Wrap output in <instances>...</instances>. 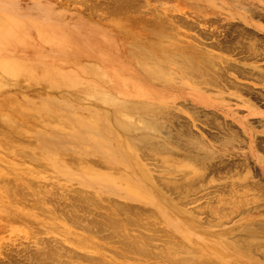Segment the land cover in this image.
Instances as JSON below:
<instances>
[{"label": "rangeland", "instance_id": "rangeland-1", "mask_svg": "<svg viewBox=\"0 0 264 264\" xmlns=\"http://www.w3.org/2000/svg\"><path fill=\"white\" fill-rule=\"evenodd\" d=\"M211 1L213 0H0V264H31L30 261L27 260H30L34 255H39L36 254L38 252L42 254V256L40 254L42 260H46L47 262L45 261V263H49L47 257L45 258L44 256L47 253L50 255L52 251L55 252L52 253L53 257L55 256L54 258L60 259V261L63 262L65 261L66 264L67 262L68 264H75V262L77 264H113L115 261L114 258L126 259L125 261L120 260V262H125L127 264H199L197 262H212V260L206 258L209 252L207 249L209 246H214L216 249L215 253L220 257L219 260L216 258L213 259L215 260V264H254L255 262L264 264V250H261L262 253L261 251L258 252L260 256L256 253L253 254L248 247V249H244L242 246L243 241H241L252 236H257L254 237V241L252 240L253 237L250 238L251 242L253 241L256 243L261 239H257L259 236L262 237V239L264 238V233L263 235L260 233L258 234L251 230L252 225H248L264 220L263 205L252 215L249 214L248 210L246 211L247 207L244 208L242 204L240 208L243 207L244 209L236 208V205L231 204L238 200H240V202H246L252 198L253 194H251L252 196L250 195V198L248 196L252 192L251 189L249 187L243 188V185L240 186L238 184L240 180H242L240 183L247 182L244 180L248 174L247 172H255V175L252 174L253 172L251 173L252 175L250 174L252 177L255 176L250 181H256L257 179L255 178L258 177L261 178V181L264 179V177H262L264 175V173H262L264 171V157L262 158L263 164L258 158L260 156L262 157L264 154V124L259 123L262 122V120L259 121V119L264 116V100H262L264 99V82H260L257 77H254L256 81H252L253 76L251 75H249L251 79L249 76H247L249 77L248 80H246L247 77H242V79L232 72L229 73L230 79L236 80L249 88L252 87V90L251 92L248 91L249 96L241 92H236L234 88H230L234 89V91L231 90V93L228 89L229 87H225L224 84L222 85H224L225 90L221 88L218 83H213L214 76L218 79V75L215 73V70H211L213 69L211 68V64L209 65L207 63L210 61L209 55L211 54L224 57L231 55L227 53L223 54V52L221 53L220 51L218 52L215 48L211 49L210 45V43L213 41L215 42L216 39L224 38L222 36L225 35L223 32L226 26H224L225 21L226 24L228 23L227 27L239 21L238 23L241 22L242 24L238 25V23H235V25L237 24L236 26L243 25L246 29H255L250 26L249 21H244L242 17V19L239 17L240 15L244 17L249 16V13L245 12L246 9L248 10L249 8L247 0H244L245 6H248L247 8L239 3L242 2V0L239 2L235 0L241 4L239 9L237 8L240 5L238 4L237 6L236 2L233 0V2L231 0ZM258 1H260V3L262 2L261 4L264 3V0H251L253 4L251 2L250 4L254 5V3H258L255 4L257 7L258 5L260 8L264 7V4L261 5ZM234 5L237 8H235ZM216 13H225L226 17L223 14L219 18ZM232 15L233 19L231 17ZM214 16L219 18H217L218 21ZM222 16H224L225 21ZM183 18L187 21H182L181 19ZM208 19L212 22L210 25L209 23L208 25L204 23V21L209 22ZM230 20L232 21L231 24L229 23L231 22ZM259 20L256 21V19H251V23L258 24L264 29V21L262 23ZM190 21L192 22V29H190ZM213 21H217L218 24L219 21L221 23L218 25L217 22L214 23ZM194 22H196V27ZM183 24H188L189 26L187 25V27ZM219 26L224 28H220ZM197 29L201 32H203L202 29H204L203 33H205L206 36L204 37L203 33L200 31V35H197ZM206 29H208V31ZM211 29L213 33H211ZM217 30L219 32L221 31V34H218ZM255 31L259 32L257 30ZM158 32L160 33L158 34ZM207 32L213 35L216 34L215 37L220 35V37L215 38L213 36L212 38V35L209 34L208 37L211 39H206V41ZM259 33L260 35L263 34L262 32ZM201 35L203 39L199 37ZM195 40H198L197 43ZM200 41H204L205 45ZM244 42L250 43L253 42V40L250 42L249 40L248 42L245 40ZM200 43H202V45ZM190 44L195 45L194 48L191 49ZM206 44L210 47L208 48ZM186 45L187 47L190 45L188 49L190 48L191 50H188ZM136 47H138V49ZM202 47L203 49H201ZM193 49H198L199 51ZM131 50L133 53H131ZM141 50L147 52L151 50L152 52L149 51L148 54ZM201 50H203V52L205 50V52L203 53ZM200 51L201 53H198ZM206 52L209 53L207 54ZM138 54L141 56H138ZM166 54H169V58ZM180 54L187 56V58L191 57L193 59L192 61H195L194 63L192 62L195 65H192L190 58L186 61H184V59L187 58L183 59L182 57L180 59ZM155 55L158 56L159 59ZM171 56L174 57L173 59L176 63L175 61H173L174 64L171 63L173 60ZM177 56L179 58H175ZM232 57L237 58L238 56ZM166 59H171V61ZM176 59H183L184 62L180 60L177 61ZM156 60L161 62V69L163 65L167 66L163 68V71L167 69L164 71V75L167 77L162 75L163 80H168L167 84H165V81H163V83L159 82L158 77H161L159 73L161 69L159 67V61L157 62ZM201 60H203V63ZM177 62L185 65H190L188 63L190 62L192 67H186H191L190 69L193 68L192 71L194 72H190L193 76H197H192L193 78H191L190 76L192 74L189 73L188 77L190 79L187 77H185V79L182 78L184 75H187L185 73H188L189 70L184 67L185 73L183 74L179 71V69H183V67L179 64L180 67ZM218 62L217 60L214 63ZM248 63L249 62L245 64L241 63L240 65H246L244 67H247V69H249L250 66H264L263 61ZM196 64L198 65L199 71L200 66H202L203 68H201L206 72H202V69L201 72H199L198 69H196ZM3 65H11L15 68L11 69L12 71L9 69V71H11L9 72L5 70ZM193 66H196V70ZM218 66L223 67L224 64L221 63L217 65V67ZM208 67H210V69ZM185 69H187L188 72H186L187 70ZM196 72H199L198 74L202 73L203 78H199L200 75L198 77ZM203 73L206 77L210 76V74L212 75L210 79L209 77L204 78ZM179 74L183 76L177 79ZM172 76L176 79H172ZM211 77L213 82L211 81ZM204 79L206 83H204ZM198 82L201 84L199 85ZM193 83L198 85L196 86ZM210 83H213V86ZM208 84L212 86L209 88L212 90H207L209 87ZM193 87H195V89ZM215 87L222 90L215 89ZM198 88H201L199 91L203 88L206 89L205 92H203L204 89L199 92L197 91ZM222 91L224 92L222 93ZM252 92L253 94L259 93L257 94L260 96L259 102L254 101ZM210 93H214L215 95H210ZM229 94H231V98L228 96ZM233 95H236L235 99L232 98ZM244 95L246 97H244ZM220 96L223 99H221ZM160 98H163V100H160ZM112 99L116 100L113 102ZM152 99L154 101H152ZM224 99H226V101ZM237 99L239 100L237 101ZM245 99H247V101L249 99L255 106L257 105V108L259 107L257 109V115H250L248 113L249 110L246 112L248 103H246L247 101ZM119 100H126L127 103L126 101L119 102ZM217 102H220L221 105ZM255 102H257V104ZM243 103L246 104L243 105ZM262 104L263 106H261ZM157 105H159L158 107L164 106L160 108V110L166 112H164V114L160 111H156L157 119L155 120V114L151 113V115H154L151 116L148 108H152L155 112V110L158 109ZM184 106L189 107V111L191 108H197L192 110V112L194 111L193 113H195L193 115L196 117L193 115L191 116L189 113L192 112L190 111L188 113V109L186 110ZM139 107H141L142 110ZM166 107L169 109H166ZM145 109L148 110L145 111ZM199 110L201 112H198ZM232 112H236L238 115ZM157 113L160 114L158 115ZM211 114L215 115L216 120L214 123H218V119L219 122L223 124L222 126L219 123L221 128L218 124L217 128L216 125H208L214 121V118H211L213 116H211ZM160 115L164 116L165 119L164 117L162 119ZM173 115H175V117ZM169 116L171 118H169ZM205 116L211 119L206 118L205 120ZM257 116L259 117L257 118ZM167 117L168 119H166ZM197 117L199 119H197ZM92 118L95 119V122ZM176 118L179 119L177 120ZM247 118H249V122H247ZM83 119L86 123L82 121ZM207 119H209L210 122ZM75 121L76 123H74ZM78 121L79 123H77ZM178 121L181 123L184 121L182 124L191 126L189 131L193 133L192 135L190 134L188 137L189 134L183 133L184 137L185 134L187 135L186 137L188 140H185L187 138L185 137L184 139L183 137V141L179 136L180 133L176 130L179 127L178 124H180ZM202 121L206 125L202 123ZM225 122L230 125L229 129L227 128L229 126L226 125ZM250 122L253 125L248 124ZM162 127L164 129H161ZM214 127L216 130H214ZM218 127L221 131H219L220 129L218 130ZM233 127L235 130L231 129ZM192 129L194 132L191 131ZM232 130L235 135H239L237 136L238 138L236 137V141L234 140L235 142H232L233 145L228 142V138L231 139V137L229 136L227 138L229 133L232 136ZM235 131L237 133H235ZM195 132L196 135L199 134V138H196V135H194ZM168 133H170V135ZM208 133L209 135L207 136ZM254 135L256 140L253 139L255 138ZM169 136L174 138L179 136L180 138H177L179 141L173 139L174 141L172 142L169 141L170 139L166 140ZM201 136L203 140L206 141H204L206 144L205 146L210 145V154L212 153L214 159H212V157L209 158L204 153L209 149V146H207L206 149H201L200 146H198V144L202 142V138L200 139ZM190 137L193 139L195 138V141H197V139L201 140L199 143L198 141L196 142L198 144L194 143L199 147L198 149H196V146L192 147V142L195 141H192ZM209 137H213L212 139L218 137L217 140L219 141L212 140ZM244 137H246L245 141L242 140ZM189 138L191 140L190 142ZM188 143H191L192 148H188ZM258 143H261L263 147ZM134 144L136 146L139 145V147L141 146L142 148H140L142 150L145 149L144 151L141 150L146 153V155L143 156L144 158L141 157V151L139 152L140 148H136ZM237 145H239V147ZM255 145L258 147L257 149L256 147L254 149ZM257 145L261 147L260 152L258 151L260 149ZM233 146L236 149L233 148ZM143 147L145 148L143 149ZM212 149L217 152L214 151L216 156L215 153L212 152ZM169 150L171 154L168 152ZM201 150H203L202 152L204 154L200 152ZM251 150L253 153H255L256 150L258 152L256 151L257 154L255 153L253 156L252 152H250ZM245 156L249 158H247L249 161H246L251 162L248 163V166L251 165V168L253 167L251 171H246L243 168H240L238 171V168H232L234 174L233 171H231L234 178L231 175V171H223L224 178H221V172L218 173V175H221L217 177L216 175H213L214 177H207L210 171H208L209 173L207 172L208 174L206 175V164L209 162L220 165L218 162L224 161L223 164L227 165V163H232L233 160L234 163H239L240 161L242 164L241 161H245ZM207 158L209 160L208 163H206ZM52 159L53 161H51ZM178 161L181 163L179 164ZM202 166L205 168V173H203L204 176L202 174V170L204 171ZM236 171H238V176ZM257 172L259 174H256ZM210 175L212 174L210 173ZM239 175H241L243 179L239 178ZM194 177H203L202 179L206 180L205 182L202 179V181L197 180V182L200 181L197 183L196 181L194 182ZM98 178L101 179L100 183L95 181ZM246 178H249V174ZM229 180L232 181V184H230ZM260 180L258 178L257 181L259 182ZM233 181L235 185L232 190L230 188L233 186ZM262 182H264V180ZM198 184L202 186L203 189L202 187L199 188ZM221 184L228 186L225 187V189L227 188L226 191H224L225 189L220 191L215 190L216 187ZM178 186L182 187L180 188ZM238 187L242 190L238 189ZM168 188H173L175 190L172 189L173 191H169ZM189 188H191V190ZM131 190H134V192L146 193L148 201L143 200V198H131ZM187 190L195 195H191ZM218 199L222 200L219 201ZM252 199L250 201H253ZM216 200H218L219 204L218 202L216 203ZM227 201L229 202L227 203ZM111 202L115 204L111 206ZM258 202L260 201L258 200ZM210 203L212 206H210ZM237 203H239V201ZM261 203L262 201L259 204ZM231 206H234V208ZM141 208L143 209L141 210ZM214 208H216L217 211L214 210ZM130 210H132L131 214ZM212 210H214V212ZM242 210H244V215ZM209 212H211V214ZM70 213L71 215H69ZM99 213L100 215L103 213L102 216H100ZM65 214L68 217H66ZM81 216L82 218L80 219ZM74 217L76 218L74 219ZM91 217L92 221H90ZM104 217H106L108 221L105 220ZM165 217H169L170 219L166 220ZM127 219L128 221H126ZM133 219L136 223H133L135 222ZM228 220L229 222H227ZM97 221L99 223L96 227ZM112 222H115V224L119 222L120 226H122V228L119 227L114 229L119 231H115L116 234L112 236H120L118 234L119 232L122 234L121 236H123V234L124 237L127 235L129 239L128 242L130 239L135 240L134 243L133 241H131L132 243L130 242L132 245L134 244V247L135 244H137V238H139L137 246H140V250L137 246L133 248V250L138 251L137 254L141 252L142 255H134L135 252L132 254L133 251L130 252L132 248L128 249L130 254L124 252L125 250L127 251V248L123 250L125 248L123 247L124 244H126V247L127 244L132 247L130 243H125L127 237L125 240H123L124 238L120 239L121 236L120 238L115 237L111 239V234L114 232V230H112L114 228L113 225H115ZM170 222L175 225H170ZM87 223L88 226H86ZM125 223H131V225L128 224L126 226ZM146 223L149 225L147 226ZM211 223H213V226H211ZM90 224L95 225V228L98 230H101L99 228L100 225H102L107 232L102 226L101 231L94 229L95 231L93 232V229L90 228L92 225L89 226ZM110 224H112L113 227H107L106 229V225L111 226ZM135 225L137 227H135ZM144 225L147 226L145 229L150 227L149 229L151 230L147 229V231L140 228L144 227ZM152 225L155 226L154 229ZM244 225L250 227L247 226V229ZM242 226H244L246 230H243L244 227ZM87 227L92 231H87ZM108 228H112L111 234ZM127 230H130L129 232H131V235ZM154 230H156L157 233ZM96 231H98V234L103 231L104 235L109 233L105 238L108 240H104V235H102V239L100 234L98 238ZM139 232L145 233V236H143L144 238L140 236L143 233L140 235L137 234ZM93 233L96 234L93 235ZM156 234L158 236H155L153 240L152 235ZM147 235H151L150 237L148 236L149 240L148 238L145 239ZM136 236L137 238H135ZM107 237H111L110 239L112 241ZM150 238L152 239L151 241ZM262 239L260 242L264 241V239ZM113 240H115L114 242L116 244L111 243ZM117 241L118 243L120 242V244H118ZM139 241L143 245L139 244ZM41 242L43 244H40ZM121 242L123 243L122 245ZM146 242V246H150L151 244L152 248L150 247V249L152 253L155 252L154 254L151 255V250L147 249L149 247H145ZM44 243L46 244L44 245ZM181 243L182 245H179ZM241 243L242 245H240ZM48 245L51 247L54 246L52 249L50 247V250ZM58 246L63 247L60 248L65 254L60 252L61 250L56 249ZM117 247L121 249H116ZM68 248L71 253L65 252ZM145 248L149 250V253L146 255L144 253L146 251L142 250ZM232 248L234 250H232ZM30 249L33 250L30 252ZM44 249H46L47 252ZM159 249L161 251L163 250V253L168 255L166 256L161 253ZM42 250L45 252H41ZM55 250H58L59 253ZM109 250L116 251L121 254V256L118 255V253L112 254L115 252H110ZM156 252L159 253L156 254ZM122 253H125L124 257ZM79 254L81 255L79 256ZM148 254L150 255L147 256ZM85 255H88L87 258L90 260L91 258L89 257H92L91 261L93 262L90 260V262H88V260H84V258H79L81 256L85 257ZM116 255L120 256V258H118V256L116 257ZM144 255L147 260H137L138 256L143 257ZM154 256L158 258L163 256V259H158ZM165 258L169 259V261H166ZM171 258L175 259V261L179 259V261L177 260V262H175ZM188 258H191L189 259L191 261H189ZM98 259L101 261L99 262ZM35 263L42 264L41 262Z\"/></svg>", "mask_w": 264, "mask_h": 264}, {"label": "bare ground", "instance_id": "bare-ground-1", "mask_svg": "<svg viewBox=\"0 0 264 264\" xmlns=\"http://www.w3.org/2000/svg\"><path fill=\"white\" fill-rule=\"evenodd\" d=\"M213 1H215V0H213ZM213 1H211V2H213ZM216 1H217V0H216ZM219 1H220V0H219ZM231 1H232V0H231ZM233 1H235V0H233ZM233 1H232V2H233ZM237 1L239 2V1H241V0H237ZM237 1H235L236 4H237V6H238L239 3H241L242 6H243V7H246V8L249 6L248 10L245 8V9H246L245 12H246V13H249V16H248V17H244V16H241V15H240L239 17H240V18L242 17V18L244 19V21H245V20H246L247 22L249 21V22H250V26H252V27H253L255 30H257V31L262 32L263 34L260 35L259 32H256V31L253 30V29H252V30H251V29H246L245 27H243V25H242V26H236L237 24L235 25V23H238L239 21H238V22H235V23L233 22L234 24L232 25V24H231L232 21L230 20L231 22H229V23H230L231 25H229V27H227L228 23L226 24V21H225V18H224L225 13H223L224 16H222V17H223V20L225 21L224 26L226 25L225 28L227 27V28L225 29L224 27L221 26L222 28H224L223 30H225V31H223L225 35L222 36V37H224V38H223V39H220V38H219V39H216L215 42H214V41H213L214 43L211 42V43H213V44L210 43V45H211V49H212V48H215V49L218 50V52L220 51L221 53L223 52V54H224V53H227V54H231V55H228V56H226V57L221 56V55H217V54H215V55H212V54L209 55V56H210V61H214V62H216V61L218 60V61H219L218 63H220V64L223 63V64H224L223 67H219V66L217 67V65H220V64H218V63H214V62H210V61L207 62V61H206L207 59L204 60V61H206L209 65L211 64V68H213V69H211V70H215V73L218 75V76H217L218 79H216L215 76H214V82H213V79H212V77H211V81H212L213 83H215V84L218 83V85H219L221 88H223L224 90H225V87L227 86V87H229L228 89L230 90V92H231V90L234 91V89H235L236 92H238V93L241 92L242 94H246V95L249 96V92H248V91L251 92V90H252L251 88H252V87L249 88L248 86H246V85H244V84H241L240 82H238V81H236V80H232V79H230V77H229V73L234 72V73H235L238 77H240V78H242V77H243V78H244V77L246 78L247 76L251 75V76H253L252 81L255 80L254 77H255V78L257 77V79H258L260 82H264V66H263V67H261V66H256V67H253V66H252V67H251V66H250V68L247 69V67H246V68L244 67V66H246V65H244V66H241V65H240L241 63H244V64H245V63H247V62L251 63V62H254V61H263V62H264V29H263L262 26H260V25H258V24H253V23H251V22H252L251 19H256V21H258V20L260 19L259 21L263 23V21H264V7H261V8H260L259 5H258V7H257V5H255V4H258V3H254V5H252L253 2H251V0H250V1L247 0V3H248L247 5H248V6H245L246 4H244L246 0H245V1L242 0V2H239V3H238ZM261 1H262V0H261ZM250 2H251L252 4H250ZM258 2H259V4L262 3V2L260 3V1H258ZM220 3H222V2H220ZM220 3H219V6H220ZM214 4H215V3H214ZM216 4H218V3H216ZM241 4H239L240 6H238V8L235 7V5H234V7L237 8V9H239V8L241 7ZM243 4H244V5H243ZM249 4H250V5H249ZM263 4H264V3H263ZM263 4H261V5H263ZM223 6H224V4H223ZM243 7H242V9H243ZM221 8H222V6H221ZM223 8H224V7H223ZM225 8H226V7H225ZM225 8H224V9H225ZM226 9H227V8H226ZM247 11H248V12H247ZM213 14H214V13H213ZM216 14L219 16V18H220L221 15H223V14H221V13H220V14L216 13ZM216 14H215V15H216ZM217 15H216V16H217ZM230 15H231V14H230ZM230 15H229V17H230ZM246 15H247V14H246ZM214 17H215V16H214ZM214 17H213V18H214ZM225 17H226V16H225ZM231 17H232V19H233V15H232ZM211 18H212V17H211ZM211 18H210V19H211ZM215 18H216V17H215ZM217 18H218V17H217ZM217 18H216V19H217ZM219 18H218V19H219ZM227 18H228V15H227ZM234 18H235V16H234ZM242 18H241V19H242ZM216 19H212V20H216ZM218 19H217V21H218ZM229 19H230V18H229ZM229 19H227V20H229ZM257 19H258V20H257ZM181 20L184 21V22L187 21V20H184V18L181 19ZM189 20H190V19H189ZM206 20H207V19H206ZM208 20H209V19H208ZM220 20H221V19H220ZM223 20H221V21L224 22ZM234 20H235V19H234ZM161 21H162V20H161ZM203 21H204V20H203ZM210 21H211V20H209V22L204 21V23H206L207 25H208V23H209V25H210V23H212V22H210ZM217 21H216V22H217ZM164 22H165V21H164ZM190 22H191V21H190ZM213 22L216 23L215 21H213ZM182 23H183V22H182ZM195 23H196V22H194V25H195ZM214 23H213V24H214ZM220 23H221V22L219 21V24H220ZM245 23H246V22H245ZM189 24L191 25V28H190V27H189V28L192 29V22L189 23ZM213 24H212V25H213ZM217 24H218V22H217ZM219 24H218V25H219ZM240 24H242V23H241V22L238 23V25H240ZM248 24H249V23H248ZM183 25H185V24H183ZM187 25H188V24H187ZM187 25H185V26H187ZM215 25H216V24H215ZM188 26H189V25H188ZM188 26H187V27H188ZM196 26H197V25H195V27H196ZM213 26H214V25H213ZM216 26H217V25H216ZM195 27H194V28H195ZM207 27H208V26H207ZM214 27H215V26H214ZM219 27H220V26H219ZM221 27H220V28H221ZM162 28H163V27H162ZM215 28H216V27H215ZM220 28H219V29H220ZM199 29H200V28H199ZM217 29H218V28H217ZM162 30H163V29H162ZM200 30H201V29H200ZM200 30H199V31H200ZM202 30H203V32H204V29H202ZM206 30L208 31V29H206ZM211 30H212V29H211ZM221 30H222V29H221ZM197 31H198V29H197ZM199 31H198V32H199ZM217 31H218V30H217ZM198 32H197L196 34H197V35H200V32H201V31H200L199 33H198ZM203 32H201V33H203ZM220 32H221V31H220ZM220 32L218 31V34H219ZM159 33H160V32H158V34H159ZM162 33H163V32H162ZM211 33H213V30H212ZM211 33H210V32H209V33L207 32V38H205V40H206V39H207V40H208V39H209V40L211 39V38L208 37V35L211 34ZM216 33H217V32H216ZM220 34H221V33H220ZM164 35H165V33H164ZM211 35H212V38H213V36L215 37L216 34H214V35L211 34ZM211 35H210V36H211ZM201 36H202V35H201ZM201 36H199V37L203 39V36L205 37L206 34L203 33V36H202V37H201ZM218 37H220V35H219ZM218 37H215V38H218ZM160 38H161V37H160ZM163 38H164V37H163ZM215 38H214V39H215ZM195 39H196V38H195ZM250 39L253 40V42H250V41H251ZM207 40H206V41H207ZM245 40H246L247 42H248V40H249L250 43H245V42H244ZM195 41H196V40H195ZM197 41H198V40H197ZM197 41H196V43H197ZM200 42H203V44H204V41H200ZM138 44H139V43H138ZM198 44H199V42H198ZM200 44L202 45V43H200ZM139 45H140V44H139ZM190 45H191V46H190ZM190 45H189V46L191 47V49L194 48V46H195V45H192V44H190ZM204 45H205V44H204ZM206 45H207V44H206ZM189 46H188V47H189ZM192 46H193V47H192ZM207 46H208V48L210 47L209 45H207ZM207 46H206V47H207ZM186 47H187V45H186ZM188 47H187V49H188ZM136 48L138 49V47H136ZM136 48H135V49H136ZM143 49H144V47H143ZM146 49H147V48H146ZM191 49L189 48L188 50H191ZM201 49H203V47H202ZM139 50H140V49H139ZM193 50L199 51L198 49H193ZM129 51H130V50H129ZM141 51H143V50H141ZM141 51H140V52H141ZM149 51H151V50H149ZM149 51H148V52H147V51H143V52H147V53L149 54ZM201 51L203 52V50H201ZM201 51L198 52V53H201ZM137 52H138V51H137ZM151 52H152V51H151ZM204 52H205V50H204ZM204 52H203V53H204ZM131 53H133L132 50H131ZM165 53H166V52H165ZM165 53H164V54H165ZM195 53H196V52H195ZM206 53L208 54L209 52H206ZM206 53H205V54H206ZM144 54H146V53H144ZM233 54H234V55H233ZM132 55H134V54H132ZM153 55H154V54H153ZM166 55H167V54H166ZM168 55H169V54H168ZM168 55H167V57H168ZM181 55H182V54H180V59H181L182 57H183V59H184V58H187V56H185V55H182V56H181ZM138 56H141V55L138 54ZM143 56H144V55H143ZM147 56H148V55H147ZM150 56H152V55H150ZM155 56H156V55H155ZM164 56H165V55H164ZM184 56H185V57H184ZM230 56H231V57H230ZM232 56H234V57H235V56H238V57H237V58H233ZM2 57H3V56H2ZM156 57L158 58V56H156ZM167 57H166V58H167ZM206 57L209 58L208 56H206ZM206 57H204V58H206ZM9 58H11V57H9ZM134 58H135V57H134ZM136 58H137V57H136ZM150 58H151V57H150ZM163 58H164V57H163ZM168 58H169V57H168ZM171 58L173 59L174 57L171 56ZM175 58H179V57L177 56V57H175ZM188 58L191 59V60L189 59V60L191 61V63H192V62H193V63L195 62V61H192L193 59H192L191 57H188ZM188 58H187V59H184V61L188 60ZM196 58H197V57H196ZM198 58H199V57H198ZM153 59H154V56H153ZM158 59H159V58H158ZM180 59H179V60H180ZM183 59L180 60V61H181V62H184ZM199 59H201V58H199ZM202 59H203V58H202ZM12 60H13V59H12ZM136 60H137V59H136ZM145 60H146V59H145ZM148 60H149V59H148ZM154 60H155V59H154ZM154 60H153V61H154ZM160 60H161V59H160ZM166 60H168V59H166ZM166 60H165V61H166ZM176 60L179 61L178 59H176ZM17 61H18V60H17ZM17 61H16V62H17ZM140 61L143 62L142 60H140ZM150 61H151V60H150ZM156 61H157V60H156ZM158 61H159V60H158ZM158 61H157V62H158ZM161 61H162V60H161ZM168 61H171V59L168 60ZM173 61H175V60L173 59L171 63H173ZM10 62H11V61H10ZM148 62H149V61H148ZM162 62H163V61H162ZM201 62L203 63V60H201ZM11 63H12V62H11ZM155 63H156V62H155ZM160 63H161V62L159 61V65H160ZM168 63H170V62H168ZM175 63H176V61H175ZM186 63H187V62H186ZM188 63H189L190 65H188V64L185 65V64H182V63L177 62L178 65L181 64V66L183 67V69H181V68H180V69L183 70V71H184V67H186V66H188V67L191 66V67H192V65H195V64H193V63H192V65H191L190 62H188ZM207 63H206V64H207ZM249 63H248V64H249ZM144 64H145V63H144ZM157 64H158V63H157ZM164 64H165V63H164ZM173 64H174V63H173ZM204 64H205V62H204ZM204 64H203V65H204ZM208 64H207V65H208ZM11 65H12V64H11ZM11 65H9V66H7V65H6V66L3 65V67L5 68L6 71H9V69L11 70V69H14V68H15L14 66H11ZM13 65H14V64H13ZM142 65H143V64H142ZM150 65H151V64H150ZM183 65H184V66H183ZM196 65H197V64H196ZM164 66H165V68L167 67L166 65H163V68H164ZM179 66H180V65H179ZM181 66H180V67H181ZM199 66H200V65H199ZM140 67H141V65H140ZM142 67H143V66H142ZM155 67H156V66H155ZM159 67H160V69H161V65H160ZM188 67H186V68H188ZM191 67H190V68H191ZM193 67H194V69L196 68V66H193ZM201 67H202V66H200V71H199V69H198V65H197V68H196V69H198V71L201 72V69L203 68V67H202V68H201ZM205 67H206V66H205ZM163 68H162V69L160 70V72H159V73L161 74V75L159 74L161 77H158L159 82H161V83H163V81H165V80L162 79V77H163L162 75H164V74H165L164 71L167 70V69H165V70L163 71ZM190 68H188L189 72H188L187 69H185V70H187L186 72H188V73H185V71L183 72V71H181V70L179 69L180 72H182L183 74L185 73V74H187V75H186V76L184 75V77H182L183 75L181 74L182 76H180V74H179V75H178L179 77H177V79H179L180 77H182V78H184V79H185V77L189 78V77H188V74L191 73V72H192V73L194 72V71H192L193 68H192V69H190ZM206 68H207V67H206ZM208 68L210 69V67H208ZM216 68H217V69H216ZM18 69H19V68H18ZM25 69H26V68H25ZM158 69H159V68H158ZM196 69H195V70H196ZM23 70H24V69H23ZM169 70H170V69H169ZM169 70H168V71H169ZM202 70H203L202 72L205 71L204 69H202ZM11 71H12V70H11ZM11 71H9V72H11ZM143 71H144V70H143ZM161 71H162L163 73H162ZM190 71H191V72H190ZM19 72H22V71H19ZM148 72H149V71H148ZM199 72H198V73H199ZM205 72H206V71H205ZM209 72H210V71H209ZM209 72H208V73H209ZM212 72H214V71H212ZM101 73H102V72H101ZM171 73H172V72H171ZM177 73H178V72H177ZM192 73H191V74H192ZM198 73L196 72V74H198ZM208 73H207V75H208ZM194 74H195V73H194ZM203 74H204V73H203ZM101 75H102V74H101ZM172 75H174V74H172ZM175 75L177 76L176 73H175ZM199 75H200V77H199ZM211 75H212V74H210V76H211ZM97 76H98V75H97ZM164 76H166V75H164ZM192 76H193V74H192L190 77L193 78V77H195V76H197V75H195V76H193V77H192ZM210 76H207V77H209V79H210ZM251 76H249L250 79H251ZM108 77H109V76H108ZM155 77H156V76H155ZM166 77H167V76H166ZM166 77H165V78H166ZM198 77H199V78H201V77L203 78L202 73L198 74ZM198 77H196V78H198ZM205 77H206V76H205V74H204V78H205ZM207 77H206V78H207ZM249 77H247L246 80H248ZM74 78H75V77H74ZM104 78H105V77H104ZM152 78H153V77H152ZM160 78H161V80H160ZM174 78H175V77H174ZM174 78H173V76H172V79H174ZM243 78H242V79H243ZM106 79H107V77H106ZM175 79H176V78H175ZM189 79H190V78H189ZM166 80H167V79H166ZM180 80H181V79H180ZM167 81H168V80H167ZM167 81H165V84H167ZM207 81H208V79H207ZM209 81H210V80H209ZM255 81H256V80H255ZM191 82H192V81H191ZM202 82H203V81H202ZM180 83H181V82H180ZM194 83H195V82H194ZM194 83H193V84H194ZM204 83H206V82H205V79H204ZM204 83H202V84H204ZM213 83H212V84L210 83V84L213 86ZM258 83H259V82H258ZM193 84H192V85H193ZM198 84H199V82H198ZM198 84H194V85L197 86ZM200 84H201V83H200ZM200 84H199V85H200ZM215 84H214V85H215ZM222 84H224L225 87H224V85H222ZM163 85H164V84H163ZM182 85H183V84H182ZM211 85L208 84V86H209L208 89H207L208 91H209V90H212V89H209ZM185 86H186V85H185ZM212 86H211V87H212ZM216 86H217V85H216ZM186 87H187V86H186ZM124 88H125V87H124ZM190 88H191V87H190ZM190 88H189V89H190ZM193 88L195 89V87H193ZM196 88H197V87H196ZM213 88H214V87H213ZM216 88L218 89V87H215V89H216ZM230 88H234V89H230ZM191 89H192V88H191ZM200 89H201V88H198L197 91H199ZM203 89H204V88H203ZM203 89H202L201 91H203ZM205 89H206V88H205ZM205 89H204L203 92H205ZM256 89H257V88H256ZM256 89H255V90H256ZM218 90H222V89H218ZM126 91H127V90H126ZM201 91H199V92H201ZM208 91H207V92H208ZM203 92H202V93H203ZM207 92H206V93H207ZM212 92H213V91H212ZM220 92H221V91H220ZM220 92H219V93H220ZM223 92H224V91H222V93H223ZM253 92H254V91H253ZM253 92H252V94H253ZM255 92H256V91H255ZM125 93H126V92H125ZM143 93H144V92H143ZM208 93H209V92H208ZM231 93H232V92H231ZM241 93H240V94H241ZM107 94H108V93H107ZM146 94H147V93H146ZM146 94H145V95H146ZM157 94H158V93H157ZM211 94L215 95L214 93H210V95H211ZM225 94H226V92H225ZM227 94H228V93H227ZM235 94H236V93H235ZM257 94H259V93H257ZM257 94H256V93L253 94V95H252V98L254 99V101H258V102H259V97H260V96H258ZM105 95H106V94H105ZM128 95H129V94H128ZM140 95H141V94H140ZM142 95H143V94H142ZM158 95H160V94H158ZM162 95H163V94H162ZM208 95H209V94H208ZM260 95H261V93H260ZM228 96L230 97L231 94H229ZM261 96H262V95H261ZM89 97H90V96H89ZM158 97H159V96H158ZM220 97H221V96H220ZM229 97H228V98H229ZM244 97H246V96L244 95ZM111 98H112V97H111ZM211 98H212V97H211ZM226 98H227V96H226ZM230 98H231V97H230ZM232 98L235 99V98H236V95H235V96L233 95ZM238 98H239V97H238ZM109 99H110V98H109ZM158 99H159V98H158ZM218 99H219V98H218ZM221 99H223V98L221 97ZM241 99H242V98H241ZM241 99H240V100H241ZM261 99H262V97H261ZM261 99H260V101H261ZM106 100H107V99H106ZM112 100H113V99H112ZM114 100H116V99H114ZM114 100H113V102H114ZM155 100H156V99H155ZM160 100H163V98H162V99L160 98ZM224 100L226 101V99H224ZM230 100H231V99H230ZM238 100H239V99H237V101H238ZM242 100H243V99H242ZM242 100H241V101H242ZM245 100L247 101V99H245ZM262 100H264V99H262ZM122 101H123V100H122ZM122 101L119 100V102H122ZM125 101H126V100H125ZM125 101H123V102H125ZM152 101H154V100L152 99ZM157 101H159V100H157ZM246 101H244V102H246ZM84 102H85V101H84ZM111 102H112V101H111ZM221 102H222V101H221ZM116 103H118V102H116ZM116 103H115V104H116ZM126 103H127V101H126ZM128 103H129V102H128ZM217 103H218V102H217ZM246 103H248V109H247L246 112H248V110H249L248 113H249L250 115H257V114H258L257 109H258L259 107L257 108V105L255 106L254 103H253L252 101H249V99H248V101H247ZM246 103H243V105L246 104ZM255 103L257 104V102H255ZM218 104H220V102H219ZM113 105H114V103H113ZM113 105H112V106H113ZM116 105H117V104H116ZM206 105H207V104H206ZM220 105H221V104H220ZM230 105H231V104H230ZM144 106H145V105H144ZM146 106H149V105H146ZM158 106H159V105H157V108H158L159 110L157 109V110H155V112H154V110H152V108H151V109L148 108L149 110H148V109H145V111L148 110V111L150 112V115H151V113H152V114H153V113L155 114V117H154L155 120L157 119L156 111H157V112L160 111V112H162V113L166 112V111H161V110H160V108H163L164 106H163V107H161V106L158 107ZM231 106H232V105H231ZM261 106H263V104H262ZM93 107H95V106H93ZM115 107H116V106H115ZM141 107H142V106H141ZM141 107H139V108H141ZM171 107H172V106H171ZM184 107H185L186 110L189 108V107H187V106H184ZM184 107H183V108H184ZM186 107H187V108H186ZM144 108H145V107H144ZM167 108H168V107H166V109H167ZM175 108H176V107H175ZM246 108H247V107H246ZM261 108H262V107H261ZM132 109H133V108H132ZM137 109H138V108H137ZM154 109H155V108H154ZM164 109H165V108H164ZM166 109H165V110H166ZM168 109H169V108H168ZM189 109H190V108H189ZM189 109L187 110L188 113H189L190 111L192 112L193 109H197V108H193V109L191 108L190 111H189ZM232 109H233V108H232ZM133 110H134V109H133ZM141 110H142V108H141ZM150 110H152V111H150ZM162 110H163V109H162ZM136 111H140V110H136ZM195 111H196V110H195ZM232 111H233V110H232ZM237 111H238V110H237ZM111 112H112V111H111ZM149 112H148V114H149ZM193 112H194V111H193ZM193 112H192V113H189V114H191V116H192L193 114H195V113H193ZM198 112H201V111L199 110ZM198 112H197V114H198ZM232 113H235L236 115H238L236 112H232ZM238 113H239V112H238ZM262 113H263V112H262ZM123 114H124V113H123ZM157 114L159 115L160 113H157ZM164 114H165V113H164ZM164 114H163V115H164ZM168 114H169V112H168ZM249 114H248V115H249ZM169 115H170V114H169ZM212 115H213V114H211V116H212ZM262 115H263V114H262ZM48 116H49V115H48ZM97 116H98V115H97ZM151 116H154V115H151ZM161 116H162V115H160V117H161ZM164 116H165V115H164ZM164 116H162L161 118L163 119ZM166 116H168V115H166ZM171 116H172V113H171ZM173 116L175 117V115H173ZM193 116H194V115H193ZM197 116H198V115H197ZM211 116H210V117H211ZM259 116H260V115H259ZM259 116H257V118H258ZM58 117H59V116H58ZM176 117H178V116H176ZM194 117H196V116H194ZM200 117H201V115H200ZM247 117H249V116H247ZM263 117H264V116H263ZM263 117H261L262 119H261V118L259 119V121L262 120V122H259V123H263V124H264ZM70 118H71V117H70ZM90 118H91V117H90ZM93 118H94V117H93ZM93 118H92V120L95 122V119H93ZM120 118H121V117H120ZM169 118H171V117L169 116ZM192 118H193V117H192ZM206 118H209V117L205 116L204 119L206 120ZM211 118H214V121H212L213 123L211 122L212 124L210 123V124H208V125H213V126L216 125V128H217V124H218V126H219V123H220V125L223 126V124H221V122H219L218 119H217L218 123H214L215 120H216V119H215V115H213ZM211 118H209V119H211ZM244 118H245V117H244ZM51 119H52V117H51ZM53 119H54V118H53ZM116 119H117V118H116ZM164 119H165V117H164ZM166 119H168V117H167ZM176 119L178 120L179 118H176ZM194 119H196V118H194ZM197 119H199V118L197 117ZM197 119H196V120H197ZM209 119H207V120L210 122ZM248 119H249V118H247V122H249ZM205 120H204V121H205ZM212 120H213V119H212ZM237 120H238V119H237ZM245 120H246V119H245ZM254 120H255V119H254ZM254 120H253V121H254ZM82 121H85V120L83 119ZM170 121H171V120H170ZM170 121H169V122H170ZM198 121H199V120H198ZM208 121H207V122H208ZM217 121H216V122H217ZM63 122H66V121H63ZM90 122H91V121H90ZM173 122H174V121H173ZM175 122H176V121H175ZM196 122H197V121H196ZM227 122H229V121H227ZM237 122H238V121H237ZM74 123H76V121H75ZM77 123H79V121H78ZM84 123H86V121H85ZM178 123H180V124H178L179 127H178L176 130L179 131V133H180L179 136L181 137V139L184 137V136H183V133H187V135L189 134L188 137L190 136V134H191V135L193 134V133H191V132L189 131V130L191 129V126H188L187 124H186V125H185V124H182V123H184V121H182V123L178 121ZM200 123H201V121H200ZM202 123H204V122L202 121ZM205 123H206V121H205ZM205 123H204V124H205ZM225 123H226V122H225ZM230 123H231V122H230ZM68 124H69V123H68ZM81 124H82V123H81ZM88 124H89V123H88ZM88 124H87V125H88ZM94 124H95V123H94ZM96 124H97V123H96ZM149 124H150V123H149ZM172 124H173V123H172ZM176 124H177V123H176ZM181 124H182V125H181ZM238 124H239V123H238ZM248 124L251 125L252 123L250 122V123H248ZM263 124H262V125H263ZM66 125H67V123H66ZM97 125H98V124H97ZM195 125H196V124H195ZM205 125H206V124H205ZM208 125H207V126H208ZM226 125L229 126V127L226 126V127L229 129V128H230V125L227 124V123H226ZM231 125H232V124H231ZM233 125H234V124H233ZM239 125H240V124H239ZM252 125H253V124H252ZM68 126H70V125H68ZM174 126H175V125H174ZM241 126H242V124H241ZM147 127H148V126H147ZM175 127H176V126H175ZM189 127H190V128H189ZM210 127H211V126H210ZM219 127H220V126H219ZM219 127H218V130L221 128V127H220V128H219ZM242 127H243V126H242ZM263 127H264V126H263ZM70 128H71V127H70ZM87 128H88V127H87ZM150 128H151V126H150ZM179 128H180V130H179ZM181 128L186 129V130H183V129H181ZM208 128H209V127H208ZM216 128L214 127V130H216ZM236 128H237V127H236ZM248 128H249V127H248ZM148 129H149V128H148ZM159 129H160V128H159ZM161 129H164V128L162 127ZM199 129H200V128H199ZM222 129H223V128H222ZM231 129L235 130L234 127L231 128ZM231 129H230V132H231ZM237 129H238V128H237ZM250 129H251V128H250ZM262 129H263V128H262ZM88 130H89V129H88ZM144 130H145V129H144ZM149 130H151V129H149ZM149 130H146V131H149ZM233 130H232V131H233ZM152 131H153V130H152ZM161 131H162V130H161ZM187 131H188V132H187ZM191 131L194 132L193 129H192ZM210 131H211V130H210ZM219 131H221V129H220ZM224 131H225V129H224ZM224 131H223V132H224ZM237 131H238V130H237ZM242 131H243V129H242ZM149 132H150V131H149ZM168 132H170V131H168ZM214 132H215V131H214ZM225 132H226V131H225ZM225 132H224V133H225ZM243 132H244V131H243ZM249 132H250V131H249ZM251 132H253V131H251ZM255 132H256V131H255ZM218 133H219V132H218ZM220 133H221V132H220ZM235 133H237V132L235 131ZM253 133H254V132H253ZM168 134L170 135V133H168ZM177 134H178V133H177ZM226 134H227V133H226ZM254 134H256V133H254ZM149 135H150V134H149ZM187 135L185 134V137H186ZM194 135H196V132H195ZM198 135H199V134H198ZM198 135H196V138H199ZM208 135H209V133L207 134V136H208ZM210 135H211V134H210ZM219 135H222V134H219ZM227 135H228V134H227ZM244 135H245V134H244ZM246 135H247V134H246ZM256 135H257V134H256ZM156 136H157V135H156ZM164 136H165V135H164ZM171 136H172V135H171ZM179 136H177V138H178ZM214 136H215V135H214ZM224 136H225V135H224ZM229 136L231 137V139L228 138ZM237 136H239V135H238V134L235 135V134H234V131H233V133H232V136H231L230 133H229V135L227 136V138H228V142H230V144H232V142H233L234 140L236 141V137H237ZM257 136H258V135H257ZM150 137H151V136H150ZM175 137H176V136H175ZM180 137H179V138H180ZM185 137H184V139H185ZM192 137H193V136H192ZM192 137H190V138H192ZM194 137H195V136H194ZM246 137H247V136H246ZM246 137H244V139L242 138V140L245 141V138H246ZM254 137H255V135H254ZM259 137H260V136H259ZM46 138H47V137H46ZM156 138H157V137H156ZM166 138H167V137H166ZM166 138H165V139H166ZM177 138H174V137H170V136H169V138L166 139V140H169V139H170L169 141H172V142H173V141H174L173 139L176 140ZM186 138H187V137H186ZM190 138H189V142L191 141ZM201 138H202V136L200 137V139H201ZM209 138H210V137H209ZM209 138H208V139H209ZM212 138H213V137H212ZM212 138H210V139H212ZM222 138H223V137H222ZM224 138H225V137H224ZM237 138H238V137H237ZM257 138H258V137H257ZM184 139H182V140L184 141ZM194 139H195V138H194ZM194 139L192 138V141H193ZM200 139H197L198 143H199V141H201ZM217 139H218V137H215V139H212V140H215V141H216ZM253 139L256 140V137L253 138ZM258 139H259V138H258ZM156 140H157V139H156ZM182 140H181V141H182ZM185 140H188V138L185 139ZM221 140H222V139H221ZM237 140H238V139H237ZM254 140H253V141H254ZM259 140H260V139H259ZM177 141H179V140L177 139ZM194 141H195V140H194ZM197 141L192 142L193 146L191 145V143H188V148H189V147L192 148V147L196 146V144H198V143H196ZM204 141H205V140H203V138H202V142H203V143L200 142V143L202 144V147H201V144H198V146H200L201 149H206L207 146H209V147H208V148H209L208 150H210V148H211L210 145L205 146L206 144L204 143ZM217 141H219V140H217ZM235 141H234V142H235ZM263 141H264V140H263ZM95 142H96V141H95ZM148 142H149V141H148ZM156 142H157V141H156ZM185 142H186V141H185ZM205 142H206V141H205ZM212 142H213V141H212ZM234 142H233V143H234ZM152 143H153V142H152ZM157 143H158V142H157ZM169 143H171V142H169ZM175 143H177V142H175ZM175 143H174V144H175ZM194 143H196V144H194ZM214 143H216V142H214ZM246 143H247V141H246ZM256 143H257V142H256ZM261 143H263V142H261ZM261 143H258V144H260V146H261V145H262ZM115 144H116V143H115ZM185 144L187 145V142H186ZM203 144H204V146H203ZM207 144H208V143H207ZM243 144H244V143H243ZM134 145H135V144H134ZM153 145H154V144H153ZM159 145H160V144H159ZM166 145H167V143H166ZM219 145H220V144H219ZM232 145H233V144H232ZM234 145H235V144H234ZM240 145H241V144H240ZM253 145H254V144H253ZM81 146H83V145H81ZM84 146H86V145H84ZM135 146H136V145H135ZM191 146H192V147H191ZM213 146H214V145H213ZM227 146H228V145H227ZM237 146L239 147V145H237ZM242 146H243V145H242ZM257 146H259V145H257ZM260 146H259V149H260L261 147H263V145H262L261 147H260ZM138 147H139V145L136 146V148H138ZM140 147H141V146H140ZM140 147H139V148H140ZM196 147H197V146H196ZM203 147H204V148H203ZM214 147H215V146H214ZM231 147H232V146H231ZM255 147H256V145L254 146V149H255ZM84 148H86V147H84ZM87 148H88V147H87ZM104 148H105V147H104ZM134 148H135V147H134ZM136 148H135V149H136ZM141 148H142V147H141ZM141 148H140L139 152L142 150ZM144 148H145V147H143V149H144ZM190 148H189V149H190ZM198 148H199V147H197L196 149H198ZM216 148H217V147H216ZM222 148H224V147H222ZM233 148H235V147L233 146ZM233 148H232V149H233ZM257 148H258V147H256V149H257ZM165 149H166V148H165ZM168 149H169V148H168ZM168 149H167V150H168ZM170 149H171V148H170ZM196 149H195V150H196ZM220 149H221V148H220ZM235 149H236V148H235ZM235 149H233V150H235ZM240 149H242V148H240ZM144 150H145V149H144ZM144 150H142V151H144ZM193 150H194V149H193ZM208 150H207V151L204 150V151H205L204 153H205L206 156H208V157L210 158V157H212V153L210 154L211 150H210V151H208ZM218 150H219V149H218ZM226 150H227V149H226ZM229 150H230V148H229ZM243 150H245V149H243ZM142 151H141V154H142L141 157H143L144 155H146V153H144V152H142ZM202 151H203V150H201L200 152H202ZM214 151H215V150H214ZM214 151H213V149H212V152H213V153L216 152V151H215V152H214ZM219 151H220V150H219ZM230 151H231V150H230ZM236 151H237V150H236ZM238 151H239V150H238ZM256 151H257V150H256ZM256 151H255V153L257 154V152H258V151L260 152L261 149L258 150L257 152H256ZM263 151H264V148H263ZM263 151H262V152H263ZM168 152L171 154L170 150H169ZM221 152H222V151H221ZM226 152H227V151H226ZM233 152H234V151H233ZM250 152H252V150H251ZM143 153H144V154H143ZM149 153H150V151H149ZM154 153H155V152H154ZM166 153H167V152H166ZM189 153H190V151H189ZM195 153H196V152H195ZM204 153L202 152V154H204ZM216 153H217V152H216ZM216 153H215V156H216ZM229 153H230V152H229ZM255 153L252 152L253 156L255 155ZM263 153H264V152H263ZM263 153H262V154H263ZM158 154H159V153H158ZM170 154H169V155H170ZM172 154H173V153H172ZM197 154H198V153H197ZM236 154H237V153H236ZM240 154H241V153H240ZM250 154H251V153H250ZM47 155H48V153H47ZM205 155H203V156H205ZM229 155H230V154H229ZM233 155H234V154H233ZM246 155H247V154H246ZM263 155H264V154H263ZM263 155H262V157L260 156L261 158L258 157L259 160H261V163H262L263 160H264V159L262 160V158L264 157ZM49 156H50V155H49ZM149 156H150V155H149ZM156 156H157V155H156ZM171 156H172V155H171ZM200 156H201V155H200ZM206 156H205V157H206ZM213 156H214V155H213ZM222 156H223V154H222ZM237 156H238V155H237ZM250 156H251V155H250ZM145 157H146V156H145ZM173 157H174V156H173ZM143 158H144V157H143ZM148 158H149V157H148ZM215 158H216V157H215ZM218 158H219V157H218ZM237 158H238V157H237ZM245 158H246V156H245ZM247 158H248V157H247ZM247 158L245 159V161H241L242 164L240 163V161H239V163H234L233 160H232V163H230V164L227 163L228 166L223 164L224 161H222V162L219 161L218 163H219L220 165H217L216 162H214V163H216V164H213L212 162H209V163H208L209 160H208V158H207V162H206V163H208V164L205 163V164L207 165L206 175L209 173L208 171H210V173H211L212 175H210V173H209V174L207 175V177H208V176H209V177H210V176L212 177L213 175H216V177H217V176L221 175V174L218 175V173H220V172L222 173L223 171H224V172L231 171L232 168H233V169H234V168H238V169H237L238 171H239L240 168H243V169L246 170V171H249V170L251 171V170L253 169V167L251 168V165L248 166V163H251V162H247V161H249V160H247ZM258 158H257V159H258ZM74 159H75V158H74ZM175 159H177V158H175ZM203 159H205V158H203ZM203 159H202V160H203ZM212 159H214V157H212ZM239 159H240V158H239ZM248 159H249V158H248ZM179 160H180V159H179ZM210 160H211V159H210ZM224 160H225V159H224ZM246 160H247V161H246ZM51 161H53V159H52ZM183 161H184V160H183ZM183 161H182V162H183ZM169 162H170V161H169ZM198 162H199V161H198ZM235 162H237V161H235ZM243 162H244V163H243ZM162 163H163V162H162ZM178 163H179V161H178ZM178 163H177V164H178ZM180 163H181V162H180ZM180 163H179V164H180ZM221 163H222V164H221ZM199 164H200V163H199ZM262 164H263V163H262ZM77 165H78V164H77ZM183 165H184V164H183ZM202 165H203V164H202ZM171 166H174V165H171ZM255 166H256V165H255ZM166 167H167V166H166ZM202 168H203V166H202ZM250 168H251V169H250ZM263 168H264V167H263ZM168 169H169V168H168ZM172 169H173V168H172ZM203 169H204V171L202 170V174L205 173V168H203ZM258 169H259V168H258ZM235 170H236V169H235ZM254 170H255V169H254ZM260 170H261V169H260ZM232 171H233V170H232ZM232 171H231V175H232ZM238 171H236V172H237V173H236L237 176H238ZM240 171H241V170H240ZM207 172H208V173H207ZM252 172H253V171H251V173H252ZM261 172H262V170H261ZM228 173H230V172H228ZM247 173L249 174V178H246V177H248V174H247ZM247 173H246L247 176H246L245 179H244V180H246L247 182L240 183V182L242 181V180H240V181H238V182H239L238 184H239L240 186L243 185V186H242L243 188H245V187H249V188L251 189V191H252L253 193L250 191L251 193H250L248 196H249V198H250V197L252 196L251 194H253V196H252L253 199L251 198L253 201H250L251 199L248 200V201H246V202H243V201L240 202V200H238L239 203H237L238 201L236 202L235 200H233V201H235L237 204H236L235 202H234V203H231V204L236 205V208H240V206H241V204H242L244 208L247 207V208H246V211L248 210L249 214H252V215H253L254 212H255L257 209H259L260 206L263 205V207H264V182H262L264 179L261 181V180H260L261 178L258 177L259 180H260L259 182L257 181L258 178H255V179H257L256 181H250V180L253 179V177H255V176H253V177L251 176V175L254 174L255 172H253L252 174H251L250 172H247ZM262 173H264V171H263ZM233 174H234V171H233ZM250 174H251V175H250ZM256 174H259V173L257 172ZM260 174H261V173H260ZM206 175H205V177H206ZM223 175H224V173H222V175H221L222 177H221V176H220V177H221V178H224ZM231 175H230V177H231ZM254 175H255V174H254ZM261 175H262V174H261ZM261 175H260V176H261ZM198 176H199V175H198ZM201 176H202V175H201ZM203 176H204V174H203ZM232 176H233V175H232ZM239 176H240L239 178L243 179V178L241 177V175H239ZM258 176H259V175H258ZM205 177H204V178H205ZM209 177H208V178H209ZM213 177H214V176H213ZM262 177H264V175H263ZM132 178H133V177H132ZM202 178H203V177H201V178H200V177H199V178H198V177H196V178L194 177V179H195L194 182H195V181L197 182V180H201ZM208 178H207V179H208ZM231 178H232V177H231ZM233 178H234V176H233ZM147 179H148V178H147ZM210 179H214V178H210ZM229 179H230V178H229ZM100 180H101V179L98 178V179H96L95 181H96L97 183H100ZM202 180L205 182L206 179H202ZM202 180H201V181H202ZM215 180H216V179H215ZM244 180H243V181H244ZM126 181H127V180H126ZM210 181H211V180H210ZM229 181H230V184H232V183H231L232 181H231V180H229ZM191 182H192V181H191ZM199 182H200V181H198L197 183H199ZM207 182H208V181H207ZM102 183H103V182H102ZM132 183H133V182H132ZM234 183H235V182L233 181V186L230 185V186H232V188H230V186H229V188L232 189V190L234 189V185H235ZM140 184H141V183H140ZM184 184H185V183H184ZM190 184H191V183H190ZM195 184H196V183H195ZM224 184H225V183H224ZM236 184H237V183H236ZM12 185H13V184H12ZM12 185H11V186H12ZM131 185H133V184H131ZM180 185H181V184H180ZM191 185H193V184H191ZM201 185H202V183H201ZM194 186H195V185H194ZM196 186H197V185H196ZM198 186H199V188L202 187V186H200L199 184H198ZM203 186H204V184H203ZM206 186H207V184H206ZM240 186H239V187H240ZM12 187H13V186H12ZM178 187H180V186H178ZM181 187H182V186H181ZM181 187H180V188H181ZM185 187H186V186H185ZM188 187H189V186H188ZM192 187H193V186H192ZM225 187H228V186H225V185H222V184H221V185L217 186L215 190H216V191L224 190ZM239 187H238V189L242 188V187H240V188H239ZM175 188L177 189V187H175ZM236 188H237V186H236ZM243 188H242V189H243ZM15 189H16V188H15ZM53 189H54V188H53ZM172 189H173V188H172ZM172 189H169V188H168L169 191L172 190ZM183 189H184V187H183ZM189 189L191 190V188H189ZM194 189H195V187H194ZM202 189H203V187H202ZM226 189H227V188H226ZM226 189H225L224 191H226ZM242 189H240V190H242ZM173 190H175V189H173ZM173 190H172V191H173ZM177 190H179V189H177ZM198 190H200V189H198ZM131 191H132V192H130V194H131V198H135V197H136L137 199H142V198H143V200L148 201V198H147V194H146V193H142V192H141V193H140V192H134V190H131ZM180 191H181V190H180ZM180 191H178V192H180ZM187 191H188V190H187ZM182 192H183V191H182ZM195 192H196V191H195ZM237 192H238V190H237ZM240 192H241V191H240ZM29 193H30V192H29ZM88 193H89V192H88ZM155 193H156V192H155ZM180 193H181V192H180ZM188 193H191V191H190V192L188 191ZM212 193H214V192H212ZM219 193H222V192H219ZM224 193H225V192H224ZM184 194H185V192H184ZM193 194H194V193H193ZM193 194L191 193V195H193ZM207 194H208V193H207ZM189 195H190V194H189ZM194 195H195V194H194ZM210 195H211V194H210ZM250 195H251V196H250ZM141 196H142V197H141ZM205 196H206V195H205ZM144 197H145V198H144ZM188 197H189V196H188ZM235 197H236V196H235ZM240 197H241V196H240ZM74 198H75V197H74ZM69 199H70V198H69ZM236 199H237V197H236ZM47 200H49V199H47ZM192 200H193V199H192ZM195 200H196V199H195ZM218 200H219V199H218ZM218 200H216V203L218 202ZM221 200H222V199H220L219 201H221ZM258 200H259L260 202L262 201V203L259 204L260 202H258ZM51 201H53V200H51ZM193 201H194V200H193ZM193 201H192V202H193ZM233 201H232V202H233ZM49 202H50V201H49ZM107 202H108V201H107ZM150 202H151V201H150ZM152 202H153V201H152ZM183 202H184V201H183ZM224 202H225V201H224ZM224 202H223V203H224ZM228 202H229V201H227V203H228ZM230 202H231V200H230ZM13 203H14V202H13ZM116 203H117V202H116ZM54 204H55V203H54ZM114 204H115V203H114ZM114 204H112V202L110 203L111 206L114 205ZM164 204H166V203H164ZM210 204H211V203H210ZM212 204H213V202H212ZM212 204H211L210 206H212ZM218 204H219V202H218ZM52 205H53V204H52ZM208 205H209V204H208ZM226 205H227V204H226ZM229 205H230V204H229ZM54 206H55V205H54ZM54 206H53V207H54ZM115 207H116V206H115ZM214 207H215V206H214ZM231 207L234 208V206H231ZM243 207H242V208H243ZM56 208H57V207H56ZM64 208H65V207H64ZM87 208H88V207H87ZM95 208H96V207H95ZM101 208H102V206H101ZM116 208H117V207H116ZM116 208H115V209H116ZM210 208H211V207H210ZM226 208H227V207H226ZM242 208H240V209H242ZM244 208H243V209H244ZM54 209H55V208H54ZM62 209H63V208H62ZM117 209H119V208H117ZM142 209H143V208H141V210H142ZM217 209H218V208H217ZM224 209H225V208H224ZM90 210H92V209H90ZM214 210H216V208H214ZM214 210H212V211L214 212ZM220 210H221V208H220ZM253 210H254V211H253ZM55 211H56V210H55ZM65 211H66V210H65ZM68 211H69V210H68ZM117 211H118V210H117ZM130 211H131V212H130ZM130 211H128V212H130V214H131V213H132V210H130ZM136 211H137V210H136ZM139 211H140V210H139ZM194 211H195V210H194ZM212 211H211V212H212ZM216 211H217V210H216ZM216 211H215V212H216ZM218 211H219V210H218ZM223 211H224V210H223ZM242 211H243V215H244V210H242ZM246 211H245V212H246ZM124 212H125V211H124ZM126 212H127V211H126ZM197 212H198V211H197ZM199 212H200V211H199ZM211 212H209V213L211 214ZM219 212H220V211H219ZM233 212H234V211H233ZM235 212H236V211H235ZM239 212H241V211H239ZM261 212H262V211H261ZM261 212H259V213H261ZM92 213H93V212H92ZM209 213H208V214H209ZM237 213H238V212H237ZM263 213H264V210H263ZM94 214H95V213H94ZM97 214H98V213H97ZM97 214H96V217H97ZM102 214H103V213H102ZM102 214L100 215V213H99L100 216H102ZM128 214H129V213H128ZM133 214H135V213H133ZM137 214H139V213H137ZM153 214H154V213H153ZM198 214H199V213H198ZM213 214H214V213H213ZM235 214H236V213H235ZM247 214H248V213H247ZM256 214H258V213H256ZM69 215H71V213H70ZM144 215H145V214H144ZM149 215H150V214H149ZM65 216H66V214H65ZM100 216H99V217H100ZM103 216H105V215H103ZM139 216H140V215H139ZM151 216H152V215H151ZM153 216H154V215H153ZM210 216H212V215H210ZM66 217H68V216H66ZM106 217H107V216H106ZM106 217H104L105 220H107ZM126 217H127V216H126ZM126 217H125V218H126ZM149 217H150V216H149ZM233 217H234V216H233ZM236 217H237V216H236ZM250 217H251V216H250ZM75 218H76V217H74V219H75ZM81 218H82V216L80 217V219H81ZM104 218H103V220H104ZM107 218H108V217H107ZM110 218H111V217H110ZM138 218H139V217H138ZM204 218H206V217H204ZM213 218H214V217H213ZM258 218H259V217H258ZM261 218H262V217H261ZM83 219H84V218H83ZM83 219H82V220H83ZM130 219H132V218H130ZM139 219H140V218H139ZM139 219H138V220H139ZM165 219H166V220H169L170 218H169V217H165ZM216 219H217V218H216ZM111 220H113V219H111ZM124 220H125V219H124ZM133 220H134V219H133ZM143 220H144V219H143ZM79 221H80V220H79ZM88 221H89V219H88ZM90 221H92V217H91ZM107 221H108V220H107ZM113 221H114V220H113ZM117 221H118V220H117ZM117 221H116V222H117ZM126 221H128V219H127ZM126 221H124V222H126ZM134 221H135V220H134ZM205 221H206V220H205ZM205 221H204V222H205ZM251 221H252V220H251ZM257 221H258V220H257ZM257 221H256V222H257ZM99 222H100V220H99ZM99 222H98V221L96 222V227H97V224H98ZM101 222H102V221H101ZM212 222H213V221H212ZM214 222H215V220H214ZM227 222H229V220H228ZM227 222H226V223H227ZM249 222H250V221H249ZM261 222H263V223H261ZM261 222L258 221V223H251V224H248V225H252V226H251V228H252L251 230H252V231H254V232L258 233V234L260 233V234L263 235V233H264V220L261 221ZM89 223H92V222H89ZM107 223H108V222H107ZM109 223H110V222H109ZM112 223L115 224V222H112ZM131 223H132V222H131ZM131 223H130V224H129V223H125V225H126V226H127L128 224L131 225ZM133 223H136V221L133 222ZM138 223H139V222H138ZM149 223H150V222H149ZM209 223H210V222H209ZM94 224H95V222H94ZM172 224H173V223L170 222V225H172ZM212 224H213V223H211V226H213ZM216 224H217V223H216ZM216 224H215V225H216ZM261 224H263V225H261ZM79 225H80V224H79ZM83 225H84V224H83ZM91 225H92V224H90L89 226H91ZM104 225H105V224H104ZM110 225H111V226H107V225H106V229H107V227H113V226H114V228H113V229L111 228L112 230L117 229V228H119V227L122 228V226H120L119 222H118V224L116 223V224L113 225V226H112V224H110ZM117 225H118V226H117ZM146 225L148 226L149 224L146 223ZM150 225H151V224H150ZM173 225H175V224H173ZM248 225H244V226H246V228H247ZM86 226H88V223H87ZM86 226H85V228H86ZM92 226H93V227H92ZM92 226H91L90 228L93 229V232H94L95 230H98L97 228H95V225H92ZM98 226H99V225H98ZM101 226H102V225H100V228H99V229L102 230V227H104V226H102V227H101ZM115 226H116V227H115ZM138 226H139V224H138ZM142 226H143V222H142ZM147 226L144 225V227H140V228L145 229V227H147ZM208 226H209V224H208ZM244 226H242V227H244ZM75 227H76V226H75ZM132 227H133V226H132ZM135 227H137V226L135 225ZM152 227H153V229H154L155 226L152 225ZM152 227H151V228H152ZM237 227H238V226H237ZM242 227H241V228H242ZM248 227H250V226H248ZM149 228H150V227L146 228L145 230H147V229H148V230H151V229H149ZM156 228H157V227H156ZM246 228L244 227L243 230H246ZM94 229H95V230H94ZM103 229L105 230V227H104ZM108 229H109V228H108ZM111 229H109V231H110L109 233H110V234H111V232H112ZM127 229H128V228H127ZM137 229H138V228H137ZM239 229H240V228H239ZM247 229H248V228H247ZM101 230H98V231H101ZM104 230H103V231H104ZM130 230H131V229H130ZM130 230H129V231H130ZM148 230H147V231H148ZM229 230H230V229H229ZM87 231H90V232H91L92 230H90L89 227H87ZM98 231H96L97 234H96V233H93V235L96 234L98 238H99V236L101 235V238H102V235H104L103 231L99 233L100 235L98 234ZM105 231L107 232V230H105ZM105 231H104V232H105ZM115 231L117 232V231H119V230H114V232H113L114 234L112 233L111 236L116 234ZM127 231H128V230H127ZM129 231H128V232H129ZM131 231H132V230H131ZM134 231H136V230H134ZM154 231L156 232V230H154ZM165 231H166V230H165ZM82 232H83V231H82ZM136 232H138V231H136ZM149 232H150V231H149ZM155 232H154V234H155ZM101 233H102V234H101ZM109 233H107V234L104 235V236H105V237H104V240H108V239H105V238H106V235H109ZM129 233H130V235H131V232H129ZM129 233H128V234H129ZM141 233H143V232H141ZM156 233H157V232H156ZM118 234H119L120 236L122 235V234H120V232H119ZM98 235H99V236H98ZM139 235H140V234H139ZM120 236H117V235H116L115 237H119V238H120ZM140 236H141V238H142L143 236H145V233L141 234ZM148 236L150 237L151 235H147V237H146L145 239L148 238V240H149V237H148ZM155 236H158V235H157V234H156V235H152L153 240L155 239ZM166 236H167V235H166ZM241 236H242V235H241ZM246 236H248V235H246ZM80 237H81V236H80ZM115 237L112 236V238H111V237H107V238H109V239H110V238L113 239V238H115ZM126 237H127V235L124 237V234H123V236H121L120 239L124 238L123 240H125ZM152 237H151V238H152ZM239 237H240V236H239ZM252 237H253V236H252ZM252 237H249V238H246V239H243V238L241 237L243 240H241V238H240V240L243 241V242H242L243 245H242V243H241L240 245H242V246L244 247L245 250L249 248V249H251L250 251H252L253 254H254V253L258 254V252H260L262 249L264 250V241L260 242L261 239H262V237L259 236L257 239L261 238L260 241L258 240L259 242L254 243V242H253V241H254L253 239H254V237H257V236H254L253 238H252ZM131 238H132V237H131ZM133 238H134V237H133ZM135 238H137V236H136ZM143 238H144V237H143ZM151 238H150V241L152 240ZM156 238H157V237H156ZM237 238H238V236H237ZM250 238H252V240H253L252 242H251V239H250ZM102 239H103V238H102ZM111 239H110V240H111ZM116 239H117V238H116ZM137 239L139 240V238H137ZM249 239H250V240H249ZM263 239H264V238H263ZM263 239H262V240H263ZM128 240H129V239H128V237H127L125 243H130L131 241H133V243L135 242L134 239H130L129 242H128ZM138 240H137V244H138ZM232 240H233V239H232ZM247 240H248V241H247ZM102 241H103V240H102ZM111 241H112V240H111ZM114 241H115V240H113V242H111V243H115ZM244 241H245V242H244ZM249 241H250V242H249ZM44 242H45V241H44ZM50 242H51V241H50ZM52 242H54V241H52ZM234 242H235V241H234ZM236 242H237V241H236ZM54 243H55V242H54ZM59 243H60V242H59ZM59 243H57V244H59ZM109 243H110V242H109ZM117 243H118V241H117ZM131 243H132V242H131ZM131 243H130V244H131ZM237 243H238V242H237ZM253 243H254V244H253ZM40 244H43V243L41 242ZM40 244H39V245H40ZM45 244H46V243H44V245H45ZM51 244H52V243H51ZM115 244H116V243H115ZM118 244H120V242H119ZM122 244H123V243L121 242V245H122ZM137 244H135V247L133 246L134 244H133V245L131 244L132 247H130V245H128V244H127V247H126V244H124L123 247H125V248H124L123 250H125V249L127 248V251L125 250L124 252H128V251H129L128 249H131V248H132V250H131L130 252L133 251L132 254H133L134 252H135L134 255L137 254L138 251L133 250V248H136ZM139 244H141L140 241H139ZM61 245H62V244H61ZM141 245H143V244H141ZM146 245H147V242H146V244H145V247H146V248L149 247V248H147V249L151 250V249H150V247L152 248L151 244H150V246H146ZM148 245H149V243H148ZM179 245H182V243L179 244ZM179 245H178V247H179ZM183 245H185V244H183ZM48 246H49L48 248L50 249L51 246H50V245H48ZM53 246H54V245H53ZM53 246L51 247V249L53 248ZM85 246H86V245H85ZM89 246H90V245H89ZM101 246H102V245H101ZM176 246H177V245H176ZM43 247H44V246H43ZM46 247H47V246H46ZM60 247H61V246H60ZM60 247L58 246V248H56V249L61 250V248H63V247H61V248H60ZM65 247H67V246H65ZM97 247H98V246H97ZM120 247H121V246H120ZM137 247H138V249L140 248V246H137ZM143 247H144V246H143ZM154 247H155V246H154ZM158 247H159V246H158ZM182 247H183V246H182ZM247 247H248V248H247ZM38 248H39V247H38ZM44 248H45V247H44ZM91 248H92V247H91ZM103 248H104V247H103ZM141 248H142V246H141ZM146 248H145V249H142V250H145V251H146V252H144L145 255H146L147 253H149V252H148L149 250H147ZM155 248H156V247H155ZM41 249H42V248H41ZM49 249H48V250H49ZM51 249H50V250H51ZM64 249H65V248H64ZM66 249H67V248H66ZM71 249H72V248H71ZM84 249H85V248H84ZM87 249H88V248H87ZM92 249H94V248H92ZM116 249H121V248H118V247H117ZM138 249H137V250H138ZM153 249H154V248H153ZM157 249H158V248H157ZM162 249H163V248H162ZM207 249L209 250V252L207 253V257H206V258H208L209 260H212V262H209L207 259L203 258L204 260H207L208 262L205 261L204 263H203V262H201V263H200V262H197V263H199V264H202V263H203V264H215V260H213V259H215V258H216L217 260L220 259L219 255H217V254L215 253V252H216V249H215L214 246H211V247L209 246ZM242 249H243V248H242ZM28 250H29V249H28ZM28 250H27V252H28ZM31 250H33V249H30V252H31ZM44 250L46 251V249H44ZM44 250H42L41 252H43ZM139 250H140V249H139ZM163 250H164V249H163ZM163 250L161 251V250L159 249V251H161V253H163V252L165 251V250H164V251H163ZM181 250H182V249H181ZM230 250H231V249H230ZM232 250H234V249L232 248ZM38 251H39V249H38ZM45 251H44V252H45ZM55 251H57V252L59 253L58 250H55ZM71 251H73V250H71ZM107 251H108V250H107ZM109 251H110V250H109ZM185 251H186V249H185ZM250 251H249V252H250ZM46 252H47V251H46ZM60 252L63 253L64 251L61 250ZM65 252H68V253H69V252H70V251H69V248H68V250L65 251ZM75 252H76V251H75ZM82 252H83V251H82ZM110 252H115V253H112V254H117V253H118V252H116V251H110ZM130 252H128V254H130ZM139 252H140V251H139ZM150 252H151V255L155 253V252L152 253V250H151ZM176 252H177V251H176ZM188 252H189V251H188ZM191 252H192V251H191ZM22 253H23V252H22ZM34 253H36V252H34ZM52 253H55V252L52 251ZM52 253H50V255H52ZM70 253H71V252H70ZM72 253H73V252H72ZM78 253H79V252H78ZM120 253H121V252H120ZM140 253H141V252H140ZM140 253L137 254V255H142V253H141V254H140ZM144 253H143V254H144ZM157 253H159V252H156V254H157ZM161 253H160V254H161ZM166 253H167V252H166ZM184 253H186V252H184ZM250 253H251V252H250ZM261 253H262V251H261ZM263 253H264V251H263ZM19 254H20V253H19ZM19 254H18V255H19ZM36 254H39V255H34V257H32L30 260L28 259L27 261H30L31 264H36L35 262H41L42 264H66L65 261H64V262H63V261H60V259L58 260L57 258H54L55 256L53 257V255L51 256L52 258L49 257V256H50L49 253L46 254L47 256H46V255L44 256L45 258L47 257V259L49 260V261H48L49 263H45L46 260H42V257H40V254H41V253L38 252V253H36ZM63 254H65V253H63ZM63 254H62V255H63ZM122 254H123V253H122ZM163 254H165V253H163ZM72 255H73V254H72ZM74 255H78V254H74ZM80 255H81V254H79V256H80ZM118 255L121 256V254H119V253H118ZM118 255H116V257H117ZM124 255H125V253H124L122 256L124 257ZM145 255H144L143 257L146 258ZM149 255H150V254H148L147 256H149ZM165 255H166V254H165ZM167 255H168V254H167ZM167 255H166V256H167ZM258 255L260 256V254H258ZM258 255H257V256H258ZM263 255H264V254H263ZM20 256H21V255H20ZM41 256H42V254H41ZM64 256H65V255H64ZM79 256H78V257H79ZM83 256H84V255H83ZM83 256H81V257H79V258H82V259L84 258V260H88V262H90V261L92 260V257H89V258H91V260L87 258L88 255H87V256L85 255L86 259H85V257H83ZM113 256H115V255H113ZM120 256H118V258H120ZM254 256H256V255H254ZM261 256H262V255H261ZM66 257H67V256H66ZM68 257H69V256H68ZM74 257H76V256H74ZM78 257H77V259H78ZM123 257H121V258H123ZM125 257H126V256H125ZM154 257H157V256H154ZM169 257H172V256H169ZM249 257H250V256H249ZM263 257H264V256H263ZM3 258H4V257H3ZM6 258H7V257H6ZM45 258H44V259H45ZM53 258H54V259H53ZM71 258H72V257H71ZM127 258H130V257H127ZM149 258H150V257H149ZM151 258H152V257H151ZM157 258H158V257H157ZM157 258H155V259H157ZM159 258L163 259V256H162V257L160 256ZM159 258H158V259H159ZM167 258H168V257H167ZM173 258H174V257H173ZM173 258H171V259L175 261V259H173ZM185 258H186V257H185ZM261 258H262V257H261ZM7 259H8V258H7ZM93 259H94V257H93ZM189 259H191V258H188V260H189ZM194 259H195V258H194ZM203 259H202V260H203ZM61 260H62V259H61ZM84 260H83V261H84ZM89 260H90V261H89ZM98 260H99V259H98ZM165 260H166V261H167V260L169 261V259H166V258H165ZM172 260H171V261H172ZM177 260L179 261V259H177ZM177 260H176L175 262H177ZM192 260H193V259H192ZM204 260H203V261H204ZM17 261H18V259H17ZM21 261H22V260H21ZM100 261H101V260H99V262H100ZM181 261H182V260H181ZM181 261H180V262H181ZM189 261H191V260H189ZM196 261H198V260H196ZM196 261H192V262H196ZM14 262H15V261H14ZM14 262H13V263H14ZM46 262H47V261H46ZM85 262H86V261H85ZM91 262H93V261H91ZM192 262H191V263H192ZM260 262H261V261H260ZM17 263H18V262H17ZM19 263H20V261H19ZM25 263H26V262H25ZM28 263H29V262H28ZM69 263H70V262H69ZM96 263H97V262H96ZM181 263H182V262H181ZM183 263H184V262H183ZM7 264H8V263H7ZM10 264H12V263H10ZM23 264H24V263H23ZM38 264H39V263H38ZM67 264H68V262H67ZM70 264H71V263H70ZM75 264H77V263L75 262ZM98 264H99V263H98ZM172 264H173V263H172ZM176 264H180V263H176ZM193 264H194V263H193ZM254 264H260V263L255 262Z\"/></svg>", "mask_w": 264, "mask_h": 264}, {"label": "crops", "instance_id": "crops-1", "mask_svg": "<svg viewBox=\"0 0 264 264\" xmlns=\"http://www.w3.org/2000/svg\"><path fill=\"white\" fill-rule=\"evenodd\" d=\"M137 234H141V232H139ZM114 259H115V261L113 262V264H127L125 262L124 263L123 262H120V260L121 261H125L126 259H116V258H114ZM137 260L138 261H144V260H147V258H143V257L138 256ZM115 262H118V263H115Z\"/></svg>", "mask_w": 264, "mask_h": 264}]
</instances>
